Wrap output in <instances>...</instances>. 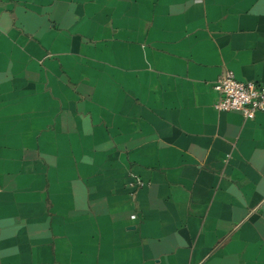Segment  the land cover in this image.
Returning <instances> with one entry per match:
<instances>
[{
	"label": "crops",
	"instance_id": "1",
	"mask_svg": "<svg viewBox=\"0 0 264 264\" xmlns=\"http://www.w3.org/2000/svg\"><path fill=\"white\" fill-rule=\"evenodd\" d=\"M226 69L264 85V0H0V264H264Z\"/></svg>",
	"mask_w": 264,
	"mask_h": 264
},
{
	"label": "built area",
	"instance_id": "2",
	"mask_svg": "<svg viewBox=\"0 0 264 264\" xmlns=\"http://www.w3.org/2000/svg\"><path fill=\"white\" fill-rule=\"evenodd\" d=\"M213 88L217 92L214 107L219 111L236 110L250 118L257 111L264 110V85L254 80L239 79L229 69L217 77Z\"/></svg>",
	"mask_w": 264,
	"mask_h": 264
}]
</instances>
